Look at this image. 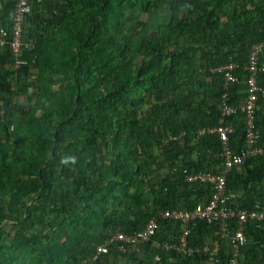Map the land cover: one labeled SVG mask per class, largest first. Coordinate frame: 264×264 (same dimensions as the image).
Masks as SVG:
<instances>
[{
	"label": "trees",
	"instance_id": "trees-1",
	"mask_svg": "<svg viewBox=\"0 0 264 264\" xmlns=\"http://www.w3.org/2000/svg\"><path fill=\"white\" fill-rule=\"evenodd\" d=\"M15 3L0 0V27L9 34ZM30 5L22 34L29 63L15 72L30 93L6 99L0 91V264H80L115 234L142 231L161 211L208 204L213 186L188 183L185 171L220 172V138L200 136L204 128L234 125L233 149L245 145L244 115L224 117L220 106L226 91L232 104L247 96L244 67L252 46L264 42V0ZM1 60L0 75L17 66L8 47L0 46ZM231 63L241 83L229 88L213 70ZM259 83L264 87V74ZM263 100L264 94L258 107ZM240 176L236 169L228 176L227 207L252 212L264 192L240 198ZM229 222L234 232L237 219ZM257 223L264 228V221ZM248 228L255 230L252 221L246 235ZM189 229L192 247L221 238L217 222L197 220ZM182 231L180 222L161 221L147 263L161 256L159 264H205L203 254L184 257L165 249ZM220 244L219 264H229L230 240ZM247 245L241 263L253 264ZM110 250L93 264H113L125 255Z\"/></svg>",
	"mask_w": 264,
	"mask_h": 264
},
{
	"label": "built area",
	"instance_id": "built-area-1",
	"mask_svg": "<svg viewBox=\"0 0 264 264\" xmlns=\"http://www.w3.org/2000/svg\"><path fill=\"white\" fill-rule=\"evenodd\" d=\"M14 20L10 34L5 28L0 27V46L8 47L14 56L16 63L23 59L27 46L22 44L23 22L28 15L31 5L30 0H15ZM238 68L237 64H227L219 66L213 70L214 73L223 74L225 82L229 88L241 83L240 78L235 75ZM246 73L247 97L239 104L230 103V93H223L221 102V113L224 117H230L242 113L245 117V145L236 151L233 149L230 136L235 133L234 125L220 126L217 128H204L199 132L200 136L206 134H217L222 144V153L220 154L221 165L219 173H195L186 174L188 183H203L213 186L212 200L206 204L198 206L195 210H165L156 214L146 225V227L136 234L117 233L109 238L104 244L99 245L93 258L85 260L80 264H93L101 259L102 256L108 255L112 247H117L121 254L136 253L142 246L147 245L153 240L160 228L161 221H177L182 223L183 231L178 242L174 245L165 243L166 250H176L181 256L197 258L203 254L205 264H219L222 239H229L231 243V257L229 264L241 263V249L248 243L246 228L249 221L253 222L254 227L260 230L257 222L264 221V198L261 206L256 210L249 212L247 210L235 211L229 209V195L227 193V179L229 174L237 168L256 157L264 155L262 148L258 147L259 131L257 130L256 118L258 101L264 94V87L260 85L259 78L264 74V42L252 46L248 62L244 67ZM237 219L238 227L234 232L230 230L229 220ZM197 220H205L209 224L217 222L221 231V238L205 247H192L189 244L190 224ZM161 256H155L149 264H159Z\"/></svg>",
	"mask_w": 264,
	"mask_h": 264
},
{
	"label": "crops",
	"instance_id": "crops-1",
	"mask_svg": "<svg viewBox=\"0 0 264 264\" xmlns=\"http://www.w3.org/2000/svg\"><path fill=\"white\" fill-rule=\"evenodd\" d=\"M3 60L0 61L1 64L3 63ZM14 68L15 67L13 68L5 67L4 72L5 71L9 72L11 69L14 70ZM246 97L243 99V101L246 99ZM243 101H241L240 103H242ZM258 110H260V113H261L260 118H262L263 120L264 119V100L262 101V104L259 105ZM243 139L244 138H242V140ZM240 145H241L240 143L237 144L236 146L238 147L237 151L241 150L244 144L241 146ZM262 148H264V144L262 145ZM236 172L238 175H241L240 177H241V188H242L241 192L242 193L239 194L240 198H243L244 194L246 195L252 194L254 189H256L258 192H261L262 190L264 192V156L262 160H258L255 163L253 162H250L248 164L245 163L244 166L237 168ZM238 177H235V178H238ZM246 236L248 238L247 247L249 248L247 250L248 252L247 254L248 256L254 257L250 261H253V264H264V228L261 229L259 232L256 228L254 231L251 228H248ZM156 245L157 243L154 240H152L147 245L140 248L138 252L131 253L130 255H123L117 261H114L113 264H149L150 262L149 263L147 262L150 261V253ZM245 259H247L246 256L244 258V262H245ZM198 261L199 260L196 259L194 260L192 264H200L198 263ZM166 264H179V263L172 260V261H167Z\"/></svg>",
	"mask_w": 264,
	"mask_h": 264
},
{
	"label": "rangeland",
	"instance_id": "rangeland-1",
	"mask_svg": "<svg viewBox=\"0 0 264 264\" xmlns=\"http://www.w3.org/2000/svg\"><path fill=\"white\" fill-rule=\"evenodd\" d=\"M28 63L29 61L26 62L25 59H21L18 66H15V71L11 69L9 72L12 73L7 74V71H5L3 75H0V91L6 99L18 97L22 99L26 94L30 93L31 86L29 87L27 82L16 81L18 79L20 80L21 77L19 73H15L21 70H26ZM38 231H41V228H39Z\"/></svg>",
	"mask_w": 264,
	"mask_h": 264
}]
</instances>
